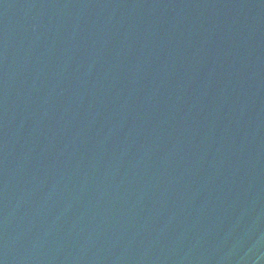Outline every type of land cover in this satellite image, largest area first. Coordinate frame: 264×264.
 Returning <instances> with one entry per match:
<instances>
[{
  "label": "water",
  "instance_id": "95a60500",
  "mask_svg": "<svg viewBox=\"0 0 264 264\" xmlns=\"http://www.w3.org/2000/svg\"><path fill=\"white\" fill-rule=\"evenodd\" d=\"M0 264H264V0H0Z\"/></svg>",
  "mask_w": 264,
  "mask_h": 264
}]
</instances>
